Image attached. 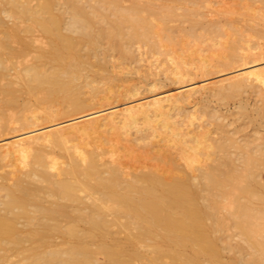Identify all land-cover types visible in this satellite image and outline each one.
I'll list each match as a JSON object with an SVG mask.
<instances>
[{
    "label": "bare ground",
    "instance_id": "1",
    "mask_svg": "<svg viewBox=\"0 0 264 264\" xmlns=\"http://www.w3.org/2000/svg\"><path fill=\"white\" fill-rule=\"evenodd\" d=\"M155 1L0 0V264H264V0Z\"/></svg>",
    "mask_w": 264,
    "mask_h": 264
},
{
    "label": "rangeland",
    "instance_id": "2",
    "mask_svg": "<svg viewBox=\"0 0 264 264\" xmlns=\"http://www.w3.org/2000/svg\"><path fill=\"white\" fill-rule=\"evenodd\" d=\"M177 2H175L174 3V6H175V8L174 9H176V11H177V13L178 14H184V8H186L187 6L188 7H191V4H189V2L190 1H196V2H198V4H200V5H205V0H176ZM231 1V2H230ZM242 0H227V1H225V2H227L228 3V6H230V4H233V5H231V6H233V7H235V9H238V7H239V9L238 10H240L241 11V5H237V4H241V3H244V2H241ZM239 2V3H238ZM241 2V3H240ZM162 3H164V0H158V1H155V4H162ZM217 5H215L214 7H216ZM217 8V7H216ZM180 18H182L181 16H180ZM207 19H203V21H206ZM177 24V23H176ZM175 24V25H176ZM219 75V74H218ZM221 76H225V75H222L221 74ZM214 77H217L216 75H214V76H212V78H214ZM219 77H220V75H219ZM218 77V78H219ZM198 81H200V80H198ZM174 88L176 87V86H173ZM173 87H171V89L173 88ZM169 89H170V87H169ZM169 89H166V90H164V91H168ZM170 89V90H171ZM175 90V89H174ZM233 103H234V101H233ZM233 103L230 101L229 102V105H233ZM128 161H134L132 158H126Z\"/></svg>",
    "mask_w": 264,
    "mask_h": 264
}]
</instances>
